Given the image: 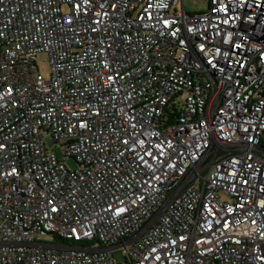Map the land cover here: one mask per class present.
<instances>
[{
    "label": "built area",
    "instance_id": "1",
    "mask_svg": "<svg viewBox=\"0 0 264 264\" xmlns=\"http://www.w3.org/2000/svg\"><path fill=\"white\" fill-rule=\"evenodd\" d=\"M207 1L0 0V264H264V0Z\"/></svg>",
    "mask_w": 264,
    "mask_h": 264
},
{
    "label": "rangeland",
    "instance_id": "2",
    "mask_svg": "<svg viewBox=\"0 0 264 264\" xmlns=\"http://www.w3.org/2000/svg\"><path fill=\"white\" fill-rule=\"evenodd\" d=\"M184 1V10L187 13L195 14V13H203L208 9V1L207 0H183ZM67 6L65 7V10ZM178 11H181V4L178 6ZM37 66L39 68V73L42 74L45 78L49 79L51 75V65H50V57L47 53H40L36 58ZM45 144L47 150L49 152H54L59 157H62L61 149L58 144H55L51 137H47L45 140ZM66 164L72 168L76 169L77 164L72 159H68ZM56 238L53 235L47 237V241H54ZM71 245H73L71 243ZM118 259H120L118 257Z\"/></svg>",
    "mask_w": 264,
    "mask_h": 264
}]
</instances>
